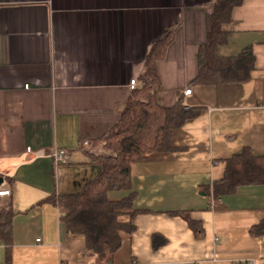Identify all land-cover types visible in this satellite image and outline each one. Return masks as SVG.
<instances>
[{
  "label": "crops",
  "instance_id": "1",
  "mask_svg": "<svg viewBox=\"0 0 264 264\" xmlns=\"http://www.w3.org/2000/svg\"><path fill=\"white\" fill-rule=\"evenodd\" d=\"M213 2L0 0V176L13 213L0 264L8 256L10 264H264V235H251L264 218V185L217 201L208 192L227 159L246 148L264 156V0L234 8L219 50L232 57L251 48V78L197 85ZM166 33L172 41L157 63V102L172 107L183 98L200 113L174 131L172 151L133 165L134 207L143 213L111 262H95L48 200L79 192L99 174L81 143L101 141L119 121L133 93L129 83L142 84L152 46ZM54 149L66 150L69 164L56 167ZM176 212L189 214L202 233Z\"/></svg>",
  "mask_w": 264,
  "mask_h": 264
},
{
  "label": "trees",
  "instance_id": "2",
  "mask_svg": "<svg viewBox=\"0 0 264 264\" xmlns=\"http://www.w3.org/2000/svg\"><path fill=\"white\" fill-rule=\"evenodd\" d=\"M243 1L214 0L207 16L206 41L197 54L198 74L194 84H238L251 78L255 69V56L251 48L232 57L219 53L229 38L224 26L231 22L234 8ZM171 41L172 33H166L161 41L153 44L141 86L132 91L119 121L101 140L108 153H86L89 162L100 167L99 174L84 184L79 192L54 194L48 200L58 208L60 222L67 233L85 239L86 251L95 262H111L121 249L124 236L134 231L133 220L143 213L134 207L133 165L146 160L151 153L172 151L174 131L200 113V110L185 105L183 98L178 99L172 107H162L157 102L161 90L157 63L165 57ZM99 142H90V145L95 147ZM260 185H264V156H257L246 148L225 161L223 177L208 192L217 201L233 195L240 187ZM125 192L127 196L114 197ZM7 207L0 209V240L10 244L13 213L10 206ZM171 214L185 219L197 235L202 233L200 224L192 220L189 214ZM251 235H264V218L251 229ZM7 264H10L9 256Z\"/></svg>",
  "mask_w": 264,
  "mask_h": 264
},
{
  "label": "built area",
  "instance_id": "3",
  "mask_svg": "<svg viewBox=\"0 0 264 264\" xmlns=\"http://www.w3.org/2000/svg\"><path fill=\"white\" fill-rule=\"evenodd\" d=\"M140 86L141 85L138 83L137 79H133L129 83V89L131 91H134ZM25 87L28 88V85ZM191 94H192L191 88H188L184 91V96H190ZM103 146L104 144L99 145L98 147H92L90 145V142L88 141H84L81 143V148L88 151L89 154H94V155L103 154L104 153L102 149ZM31 151L32 150L30 148H27V152L31 153ZM49 156L53 159L56 167L60 165L69 164V157H68L67 151L64 149H54L49 154ZM0 178H2V182L0 183V209H7L8 207H7V203L5 202V200L11 198L12 192H11V189L7 186V178L3 176H0ZM211 206L212 207L215 206L214 201L211 204ZM132 264H137V262H133Z\"/></svg>",
  "mask_w": 264,
  "mask_h": 264
},
{
  "label": "rangeland",
  "instance_id": "4",
  "mask_svg": "<svg viewBox=\"0 0 264 264\" xmlns=\"http://www.w3.org/2000/svg\"><path fill=\"white\" fill-rule=\"evenodd\" d=\"M98 144L102 145V144H104V141H101ZM102 149H103V152H104L103 154H107L108 153L104 147H102Z\"/></svg>",
  "mask_w": 264,
  "mask_h": 264
},
{
  "label": "water",
  "instance_id": "5",
  "mask_svg": "<svg viewBox=\"0 0 264 264\" xmlns=\"http://www.w3.org/2000/svg\"><path fill=\"white\" fill-rule=\"evenodd\" d=\"M2 182V178H0V183Z\"/></svg>",
  "mask_w": 264,
  "mask_h": 264
}]
</instances>
